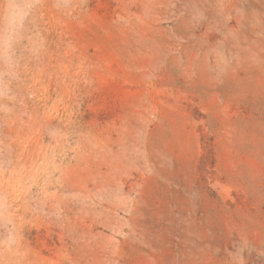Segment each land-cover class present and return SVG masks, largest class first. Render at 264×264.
<instances>
[{"label": "rangeland", "instance_id": "374dc122", "mask_svg": "<svg viewBox=\"0 0 264 264\" xmlns=\"http://www.w3.org/2000/svg\"><path fill=\"white\" fill-rule=\"evenodd\" d=\"M0 264H264V0H0Z\"/></svg>", "mask_w": 264, "mask_h": 264}]
</instances>
